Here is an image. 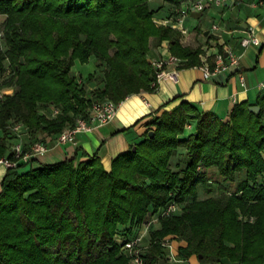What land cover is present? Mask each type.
Instances as JSON below:
<instances>
[{
    "label": "trees",
    "instance_id": "trees-1",
    "mask_svg": "<svg viewBox=\"0 0 264 264\" xmlns=\"http://www.w3.org/2000/svg\"><path fill=\"white\" fill-rule=\"evenodd\" d=\"M147 1L0 0L7 46L0 60H9L13 74L2 84L13 89L0 100L1 157L10 156L11 119L27 133V148L54 139L94 100L119 102L154 89L150 36L168 39L171 53L184 59L181 66L200 63L201 48L182 45L175 30L155 24ZM90 57L95 69L86 78L96 77L97 86L87 95L70 69ZM256 102L258 112L240 101L221 119L182 101L153 115L147 122L152 135L145 130L109 170L96 152L7 167L0 181V264H130L115 234H127L150 212L186 195L191 199L182 211L160 216V227L151 230L144 264H165V237L179 240L175 255L183 260L263 264L264 98ZM50 104L58 107L56 115L39 111ZM189 120L194 128L187 132ZM179 147L185 162L173 169L170 159ZM239 173L244 176L236 181ZM216 176L233 182L231 192L197 198L195 186Z\"/></svg>",
    "mask_w": 264,
    "mask_h": 264
},
{
    "label": "crops",
    "instance_id": "crops-1",
    "mask_svg": "<svg viewBox=\"0 0 264 264\" xmlns=\"http://www.w3.org/2000/svg\"><path fill=\"white\" fill-rule=\"evenodd\" d=\"M148 1L150 4H156L153 8L155 16L153 18L157 19L166 17L177 6L176 3L165 0ZM212 24L217 25L213 28ZM185 26L187 27L185 35L176 29L173 30L181 42L198 39L193 47L201 48L199 64L180 65L177 68L176 79L165 77L158 81L154 89L126 95L118 102L111 119L97 125L90 132L78 133L75 143L57 144L54 139L47 140L48 150L28 165L56 162L75 153L82 159L96 152L103 167L109 170L111 161L117 154L127 151L140 140L145 129L150 126L147 122L153 115L173 109L182 101L187 102L198 112L211 111L221 119H226L235 103L247 101L250 105L257 104L258 99L264 98V0H235L230 5L209 3L200 12L191 11L185 19ZM252 30L258 38V43L243 44L241 39L248 37ZM217 52H222L226 56L224 65L207 77L201 62L204 59L208 64L214 63ZM147 54L152 61L172 54L169 40L158 41L153 36L149 37ZM229 54L235 56V62H230ZM72 67L70 73L76 76L72 72ZM172 67L173 65L168 66ZM94 69L93 63V66L84 72L79 71L76 77L85 80ZM240 75L243 77V85L239 80ZM260 82H263V86L259 85ZM96 86V82H88L90 89ZM189 124L191 127L194 120H189ZM6 170L7 168L0 163V181ZM141 239L145 245L146 236L143 235ZM174 248L175 244L171 250L173 256L166 258L165 264H201L196 256H190L187 260L177 257ZM222 264L242 263L228 261Z\"/></svg>",
    "mask_w": 264,
    "mask_h": 264
},
{
    "label": "built area",
    "instance_id": "built-area-1",
    "mask_svg": "<svg viewBox=\"0 0 264 264\" xmlns=\"http://www.w3.org/2000/svg\"><path fill=\"white\" fill-rule=\"evenodd\" d=\"M235 0H179L175 10L164 18L157 19L153 18V21L157 25L167 26L172 29L178 30L182 35L187 33V27L185 26V19L191 13V11H202L205 9L207 4L213 3L216 5H230ZM217 24H212L215 28ZM243 44L249 42L258 43V38L254 34L253 30L251 34L241 39ZM214 65L211 67L210 64L206 63L205 60L201 62V67L204 70L205 75L214 73L219 67L224 65V58L222 52H217L214 56ZM230 62H235L236 58L233 54L228 55ZM154 69V82L156 84L162 78L168 77L171 79H176L177 68L181 64V59L174 55L168 54L166 56H161L152 61ZM169 65H173L172 68H168ZM239 80L241 84H244L243 77L240 75ZM263 86V82L259 83ZM5 93H9L7 89H0V100ZM118 102L111 99H101L92 101L88 108L86 115H78L75 117L72 124L64 126L55 136L54 142L57 144L75 143L76 136L81 132H90L97 125L108 121L114 115ZM264 113V107H263ZM21 123L15 122L11 125V129L16 132L17 135L20 134ZM186 127H190V124H186ZM24 142L20 137H15L10 141L9 151L10 156L2 155L0 156V163L7 167H16L19 163H32L37 157L44 155L48 150L49 146L47 142L41 140H35L24 148ZM177 209L176 201H170L165 206H163L158 213L160 216L168 215L174 213ZM156 218V217H155ZM154 218V219H155ZM116 237V235H115ZM120 241V249L126 253L129 257L130 264H144L143 261V247L140 243V236L136 235L134 237H122L115 238ZM164 247L168 248L166 255L168 258L173 256L171 250L173 248L172 239L170 237H165L161 240Z\"/></svg>",
    "mask_w": 264,
    "mask_h": 264
},
{
    "label": "rangeland",
    "instance_id": "rangeland-1",
    "mask_svg": "<svg viewBox=\"0 0 264 264\" xmlns=\"http://www.w3.org/2000/svg\"><path fill=\"white\" fill-rule=\"evenodd\" d=\"M148 2V6L149 8L153 9L154 6H156V4H150L149 1ZM156 3V2H154ZM5 15L4 14H0V49L1 50H4L7 46L5 44V40H4V37L2 35V27H3V19H4ZM153 17H155L153 15ZM177 37L179 38L178 34H176ZM151 37V36H150ZM180 41V40H179ZM197 40L195 39H192V41H186L184 43V41H180V43L182 45H188V46H191L193 48V46L195 45V42H197ZM199 59H201V56H200V53H199ZM182 61H184V59L181 58ZM0 89L3 90V89H7L8 92H11L12 89H13V85H9V86H2L3 82L5 80H7L12 74V71L9 67V64H8V61L6 58L0 60ZM93 63H94V58L93 57H90V60L87 61V62H84V63H81L79 61H76L72 67V72L75 73L76 76H78V72L79 71H85L86 69H89L90 67L93 66ZM84 68V69H82ZM95 80V81H94ZM93 82L94 83L97 81L96 77L95 78H85L82 79V81H80L81 85H84L85 86V89H86V92H87V95H89V91L91 92L92 90L88 87V82ZM2 86V87H1ZM39 111L48 115V116H54L56 115L58 112H59V109L58 107H56L55 105L53 104H50V105H46V106H40L39 108ZM12 124H15V120L11 119L9 120L8 122V129H9V132H10V135H13L12 139H14L15 137H20L21 140L24 142V140H28V136H27V133L21 128L20 129V134L17 135L16 132H14L12 129H11V125ZM149 128V130H152L153 131V128H154V125H150L148 126L145 130H147ZM194 127H187L186 130L187 132L188 131H191L193 130ZM7 129V130H8ZM149 132V131H148ZM142 138V137H141ZM185 162V149L183 147H179L177 152L171 157L170 159V166L175 169V168H181L183 167V164ZM243 173H239L237 175V178H236V181H239V179H242L243 178ZM216 179H212L210 180L207 184H203V183H198L196 186H195V190H196V196L197 198H204V197H207V196H212V197H221V196H224V195H228L229 192H231L232 188H233V182L230 183L228 181L223 180V179H220L218 176L215 177ZM191 199V196L190 195H186L184 197V200H180V201H176V204H177V209L176 211L174 212V214H179L183 207L185 206V203ZM162 207H158L155 211L153 212H150L148 215L145 216V218L141 221V223H138V224H133L132 226L129 227V230L127 232V234H122V233H116V237L117 238H122V237H130V236H136V235H139L140 236V243L142 246L145 247V245L147 244V246L150 244V232L151 230H154V229H158L160 227V215L158 214L160 212ZM244 215L242 214H239V217L240 218H243ZM156 217V218H155ZM155 218V219H154ZM145 235L146 236V244L144 245L141 237ZM117 240V239H116ZM179 240L177 239H174L173 242H172V245H176L178 243ZM117 242L119 243V251L121 252V249H120V241L117 240ZM142 249L143 251V254L146 253V248L145 247ZM123 252V251H122ZM124 253V252H123ZM165 258H168L167 256H165Z\"/></svg>",
    "mask_w": 264,
    "mask_h": 264
},
{
    "label": "water",
    "instance_id": "water-1",
    "mask_svg": "<svg viewBox=\"0 0 264 264\" xmlns=\"http://www.w3.org/2000/svg\"><path fill=\"white\" fill-rule=\"evenodd\" d=\"M148 61H149V62H152L151 58L148 57ZM248 108H249L250 110H253V111H255V112H258L259 109H260V106H259L258 104H251V105L248 106ZM148 133H149V135H152L153 131H152V130H149ZM131 149L134 150V149H135V146L132 145V146H131ZM198 257L201 258V253L198 255ZM159 263H160V264H163V263H164V260H163V259H160V260H159ZM216 264H221V263H220V262H217Z\"/></svg>",
    "mask_w": 264,
    "mask_h": 264
}]
</instances>
